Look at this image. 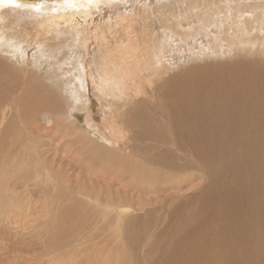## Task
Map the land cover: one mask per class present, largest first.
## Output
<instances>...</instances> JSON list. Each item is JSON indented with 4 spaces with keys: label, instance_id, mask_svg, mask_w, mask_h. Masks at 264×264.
Returning a JSON list of instances; mask_svg holds the SVG:
<instances>
[{
    "label": "bare ground",
    "instance_id": "obj_1",
    "mask_svg": "<svg viewBox=\"0 0 264 264\" xmlns=\"http://www.w3.org/2000/svg\"><path fill=\"white\" fill-rule=\"evenodd\" d=\"M220 58L229 59L223 61ZM192 62H198V64H193ZM46 64L48 69L50 68L54 74L56 85L45 82L44 76L28 73L26 69V66H32L40 70ZM183 67L188 69L186 74L189 71L196 72L198 75L202 74L201 78L196 77L198 81L194 85H189L190 82L189 84L185 83L183 79L184 84L180 81L183 85L180 84L181 86H179L177 84V88L170 91L166 96H164L166 92L157 89L154 82L142 80L138 76L139 74L149 77L153 71L155 73L162 71L165 79L177 81L178 77L175 78L171 74L170 69L177 68L179 70ZM210 72L213 73L209 74ZM214 72H221V76L227 77L225 80L227 83L222 84L220 82L222 79L217 77V83L211 86L209 76L216 75ZM171 75L172 77L170 78ZM211 79L213 80V78ZM241 80L261 88L249 91ZM200 84L211 91L203 92L199 86ZM22 87L26 90L23 95L24 98H21V100L19 96L15 98V92L18 90L22 91ZM178 87L179 91H177ZM58 89L65 93L64 98L58 93ZM189 91L200 94L193 95L192 93L190 95L186 93ZM162 99L165 100L162 101ZM5 104L7 109L12 104L14 107H19L20 110H27V114L24 113L25 115L23 116H27V119L33 116V112L37 114L40 110L50 109L54 113H64L66 107H68L69 113L66 119L69 121L73 118L82 126L79 125L80 129L76 128L78 130L77 137L80 136L79 138L82 140H87L82 145L89 147L90 145L88 144H91L90 148L92 151L97 150L99 147L112 145L115 151L122 152L117 161L118 163L113 164L114 166L112 165L111 173L114 169L116 172L122 171L121 174L127 173L129 176H133L137 187L128 189L129 184L126 186V184L124 185L126 182L121 181L123 184L121 187H116L115 192L110 186V190L102 189L103 194L105 193L104 200L102 198L103 195L99 193L92 192L87 197L90 201L94 199L103 207L108 208V214L103 213L104 217L113 216L123 220L124 216H127L133 209L145 210L147 204H149V202L145 201V198H141V189L146 188L144 190L147 191L153 188L160 192V194L156 195L158 199L151 200L154 203L161 200L168 201L167 199L170 198L174 199L176 193L174 191L176 189L178 191L181 190L182 181L176 184L168 180L167 174L165 176L161 174L162 169L177 170L181 168L185 170L194 168L197 164L196 162L199 161L194 160L192 151L188 155V157H191V160H189L185 158L187 155L182 153L183 149H179L186 135H191L186 139L192 143L191 145H196L195 135L187 134L185 130L181 132L180 129H174L172 136L166 139L162 134L148 126L146 120L140 116V109L144 106L149 108L161 106L162 110L165 113L168 112L170 116L174 115L169 108L184 106L187 110L184 107L182 109L185 111H178V109V115L187 111V114L195 120H206L214 124L216 130H222L220 132L222 137L227 133L240 135V124L253 120L255 127L250 131L252 138L248 142V146L254 148L255 145V149L251 152L254 159L249 165L253 167L257 159L260 162L262 161L260 159L264 154V151H262L264 148V145H262V141H264V0H0V107ZM25 106L27 107L25 108ZM166 108L167 111H165ZM83 111L86 112L85 116L81 114ZM2 112L4 113L5 109H2ZM18 112L20 113V111ZM78 115H81V117H78ZM19 116L21 117L22 114L17 117ZM131 118H134V120L131 121ZM2 120L5 119L3 118ZM65 122L63 117L59 120L58 125L63 132L59 133L58 131V136L61 133L67 136L72 132L74 126L71 123L73 121L71 123L69 121L71 124L69 127L68 125L64 126ZM6 123L9 124L10 122L7 121ZM14 128L16 129V127ZM28 128L26 126L27 131H31ZM130 128L137 130L138 134H129ZM1 130H3L2 127ZM4 130H7V127ZM16 131L18 134V130ZM5 132L7 133V131H4V134ZM96 132L101 133L102 136L94 135ZM64 134L61 137H66ZM93 136L98 138L95 140ZM199 136L202 140L207 139V136L203 133L199 134ZM131 137L135 138L138 149H148L147 151L150 154L143 155L147 159L142 161L137 169L136 167L133 169L127 168V163H131L135 159H129L130 155L133 154L129 141ZM11 142L13 145L15 144L13 141ZM168 149H179L181 156L183 154L182 163L177 161V157L174 158L171 155L163 156L162 152H166ZM96 152L94 153L98 158L107 156V151ZM33 156L32 158H34ZM32 161H30L31 164L33 163ZM242 164L245 165V158ZM43 165L45 164L43 163ZM43 165L40 166L43 167ZM106 165L108 167V163ZM153 168V172H150ZM242 169L243 167L240 170ZM33 170L28 173V175L30 174L28 178L31 179L29 181H33L32 176H35ZM252 173H240L244 177L238 181L236 180V184L231 187L233 191L231 188L227 191L232 197H237V194H239L237 201H242L239 189L248 188L245 193L252 196H247L249 200L245 202L246 208L242 205L241 217L244 218L245 216L256 222L257 219L264 218V171L259 170V166H256ZM28 175L22 173L19 176H22L25 180ZM249 177L252 181L249 180ZM256 177L259 182L255 180ZM44 179L46 181L47 178ZM44 179H39V182L42 183ZM64 180L66 179L64 178ZM10 181H12V178ZM61 181L63 182V180ZM61 181H58V183H61ZM48 182L46 181V183ZM35 183V186L39 185L37 181ZM52 183L54 182L52 181ZM12 187L15 188L16 186ZM50 187L49 189L51 190ZM163 187H165V190L162 189ZM38 190L37 188V193ZM52 191L47 190L46 193H52ZM61 191L64 190L61 189ZM46 193L44 194L47 195ZM177 194L180 196V193ZM12 197L11 199H13ZM19 201L22 202V200ZM242 222L248 221L243 220ZM239 223L241 225V222ZM234 224L235 222L232 227L233 231L240 230L242 233L248 232L253 227L252 224L251 228L244 229L243 226L238 227V224L236 226ZM192 225L195 227V224ZM125 229L127 231L126 227ZM50 230L51 234L52 229ZM56 230L58 231V229ZM184 232L191 234L187 229L182 233ZM198 232H193V234H199ZM52 233L54 234V232ZM182 233L177 241L182 240ZM250 233L248 236H250ZM49 237L48 234L47 238ZM55 237L52 240L57 239ZM197 237V235L194 237L191 235V239H196ZM252 237L254 238L253 234ZM49 240L51 242L50 238ZM60 241L61 239L59 243L57 241H52V243L59 245ZM192 242L189 241V248L191 253L195 252L194 255L196 257V253H199V251L197 252L198 248L195 249L193 243L195 244L196 242V245L199 244L200 246L198 247L201 248L206 245V242L196 240ZM257 243L262 245L263 241L257 239ZM239 245L242 246L241 244ZM178 246L181 249L183 244ZM193 253L190 254L191 257H193ZM231 253L233 254L232 251ZM206 258L207 256L203 260ZM106 260L112 262V253L106 254ZM176 264L192 263L189 259H185L183 262ZM204 264L209 263L204 262Z\"/></svg>",
    "mask_w": 264,
    "mask_h": 264
},
{
    "label": "rangeland",
    "instance_id": "obj_2",
    "mask_svg": "<svg viewBox=\"0 0 264 264\" xmlns=\"http://www.w3.org/2000/svg\"><path fill=\"white\" fill-rule=\"evenodd\" d=\"M220 59L226 61L229 58ZM192 63L198 64V62ZM184 68L185 67L182 69L180 68L179 70L177 68L170 69L171 74H173L175 78L178 77L179 81L165 79V75L162 73V71L159 73H155L153 71L149 77L139 74L138 76L142 80H148V82L151 81V83L154 82V85L157 89L166 92L164 95L166 96L170 91L177 88V84L179 86L183 85V79L185 80V83L189 84L190 82L189 85H194L196 81H198L196 80V77L201 78L202 74L198 75L196 72L189 71V73L186 74L188 69ZM26 69L28 73L35 74L36 76H44L45 82L56 85L54 74L50 68L48 69L47 64L42 66V69L40 70L32 66H26ZM211 73L213 72H210L209 74ZM214 73L216 75L209 76L211 81L210 84H212L211 86L217 83V77L222 79L220 81L222 84L227 83V81H225L227 77L221 76V72ZM156 74L157 79L155 78ZM171 77L172 75L170 78ZM211 78H213V80ZM180 81H182L183 84ZM242 82L249 91L258 90L261 88L256 85H250L244 81ZM199 86L203 92L211 91L204 85L200 84ZM21 90L22 91L18 90L15 92V98H18V96L20 97L19 99L24 98L23 95L26 89L22 87ZM177 91H179V87ZM58 93L61 94L62 98H64L65 93L63 91L58 89ZM186 93L190 95H192V93L193 95L200 94H195L194 91H189ZM164 100L165 99H162V101ZM12 104L8 107V109L6 104L0 107L1 127L3 130L5 127H7V130H4L7 131L5 134L0 127L2 132H0V145L2 146H0V264H85L86 262H88L86 264H176L178 262H183L185 259H189L192 264H204V262L209 264H264V218L257 219L256 222H253L254 220L248 219L245 216L244 218L241 217L242 205L246 208L245 202L249 200L247 199L248 197L252 196L251 194L245 193L248 188L239 189L241 192L242 201H237L239 194H237V197H232L229 191H227L229 188L233 187L234 184H236V180L238 181L240 178L244 177L241 176L240 173L253 174L252 171L256 168V166H259V170L264 171V154L260 159L262 160L261 162L259 159H257L255 160L256 162L254 163L253 167L249 165L254 159L251 152L255 149V145L254 148L252 146H248V142L251 141L252 138L250 131L255 127L253 120L240 124V135L237 136L234 133H227L224 137H222L220 133L222 130H216L214 124L206 120H195L187 114V111L178 115L177 110H183L182 107L184 106H180L181 109L178 108L179 106H173L172 108H169L174 116H170L168 112L165 113L161 106L158 108H149L147 106L142 108L140 107V116L146 120L148 126L162 134L166 139L172 136L174 129H180L181 132L185 130L187 134L195 135L194 140H196V145H191L192 143L186 139L191 135H184L185 138L183 139L179 149H183L182 153L187 155L185 158L189 160H191V157H188V155L192 151V154L195 158L194 160L199 161L196 162L197 164L194 168H188L185 170H182L181 168L177 170L162 169L161 174L163 176L167 174L166 176L170 178H167L168 180L173 181L176 184L182 181L181 183L183 186L181 190L178 191L176 189L174 191V193L176 192L174 199L170 198L167 199L168 201L161 200L160 202L154 203L151 200L158 199L156 195L160 194V192L153 188L148 189L149 191L144 190L146 188L141 189V198H145V201L149 202V204L146 206V209L138 210L135 208L132 210L133 212L131 211L127 216H124L122 220L121 218H116L113 216L104 217V214H108V208L103 207V205L99 204L94 199L90 201L87 197L89 193H99L100 195H103L102 198L104 200L105 193L103 194V190H110V186V188L115 192L116 187H121L123 184L121 181L126 182L124 183L126 186L128 184L130 185H128V189L130 187H137V183H134L135 178L133 176H129L125 172V174H121L122 171L119 170L120 172H116L114 169L111 173L112 165L118 163L117 161L119 160L122 152L115 151L112 145L108 147H99L97 150L93 151L90 148L91 144H88L90 145L89 147L82 145L87 142V140H82L79 138L80 136L77 137L78 130L76 128L80 129L81 125L73 118L69 120L70 123L73 121L71 124L75 127L72 128V132H70V134L67 136L64 133H61L58 136L60 132H63L58 125L59 120L62 117L64 118V122L67 120L66 117L69 113L68 107H66L64 113L60 112L61 114L59 112L54 113L50 109L40 110L37 114L36 112H33V116L27 119V116L23 117L25 114H27V110H20L19 107H14ZM26 107L27 106H25V108ZM2 109H5L4 113L2 112ZM185 110H187V108ZM18 111H20V113ZM165 111H167V108ZM41 112L43 113L40 114ZM85 113L86 112L83 111L81 114L85 116ZM19 114H22V118L20 116L17 117ZM78 117H81V115H78ZM3 118L5 120H2ZM7 118V121L10 123L12 122L11 125L10 123L5 124V122H7ZM133 120L134 118H131V121ZM69 121L67 120L64 123V126H71ZM26 126L29 127L28 130L30 129L31 131H27ZM14 127H16V129ZM16 130H18V134L16 133ZM58 131L59 133L57 134ZM130 133L137 135L138 131L130 128L129 134ZM201 133L205 134L208 140H202L200 137L201 135L199 136ZM63 134L66 137H61ZM94 135L102 136L101 133L97 132L94 133ZM96 136H93L95 140L98 138ZM15 138L16 140H14ZM11 141H13L15 144L13 145ZM129 141L133 152L129 159H135L133 162L127 163V168L133 169L136 167L137 169L138 165L147 159L143 155L150 154L147 151L148 149H138L137 142L134 137H131ZM262 145H264V141H262ZM178 150L168 149V151L162 152V155H171L174 158L177 157V161L182 163L183 154L181 156ZM96 151H107L106 154L109 158L107 156H103L104 158L96 157ZM262 151H264V148ZM23 155L26 156L24 157ZM32 156L34 158L36 157L37 159L32 158ZM244 158L245 165L242 164ZM8 159L10 161L9 163ZM30 161L33 163L31 164ZM40 161H42L45 165H43V163ZM107 163L108 167H106ZM39 164L43 165V167ZM103 164L105 167H103ZM23 167L24 169H22ZM31 167L35 170L37 169V172ZM241 167H243L242 170H240ZM27 168L31 169H28L29 172H32L33 170V173H35L36 177L31 175L34 182L29 181L31 179L28 178L30 177V174L28 175L29 172H27ZM56 169H58L57 171L59 173L56 171ZM153 170L154 168L151 169L150 172H153ZM22 173H26V175H28L25 180L22 178V176H19L20 174L22 175ZM96 174L98 175L96 176ZM16 175L18 176L16 177ZM11 178L12 181H10ZM34 178L39 185H34L36 184ZM44 178H47V182L52 180L54 183H52V181H50L51 183H46ZM64 178L66 180H64ZM39 179L44 180H42L41 183L39 182ZM61 180H63V182ZM249 180L252 181L250 177ZM255 180L259 182L257 177ZM58 181H61V183H58ZM12 186H16L17 188H13ZM49 187L51 190H53L52 193H50L51 190ZM37 188L40 190V193L39 190L37 193ZM46 188L50 192L46 193ZM59 188L64 191H61ZM223 188L227 189L223 190ZM162 189L165 190V187ZM25 190L27 191L26 193ZM170 190L172 191V189ZM17 193L18 195H16ZM177 193H180V196H178ZM3 196L6 198V200ZM11 197L13 199H11ZM47 197L49 200L46 199ZM19 200H22V202ZM103 200L102 202L104 203ZM18 202L21 203L19 204ZM26 208H29L27 209L28 211ZM243 220H246L250 223L242 222ZM234 222V226L241 222V225L239 223L238 227L243 226L244 229L248 227L251 228L252 224L253 227L246 233H242L240 230L233 231L232 227ZM191 223L195 224L196 228ZM125 227L127 228V231L126 229L124 230ZM48 228L49 230L52 229L54 234L51 232V235V230L49 231ZM89 228L91 231H89ZM56 229H58L59 232ZM186 229L189 230L191 234L185 232L182 233ZM196 231L199 234H195ZM109 232L110 234L112 233V235H110ZM193 232L195 233L193 234ZM181 233L182 240L177 241L178 238L181 237ZM249 233L251 237L253 234L254 238L248 236ZM48 234L50 236L49 238L51 239V242L49 238H47ZM191 235L193 237L197 235L198 237L196 239H191ZM74 236L76 237L74 238ZM54 237L57 239L52 240ZM60 239V244L64 248L59 246L60 244L56 245V243H52V241H57V243H59ZM257 239L262 240L263 244H256ZM195 240L206 242V245L204 246L205 248L203 246L201 248L198 247L200 245H196ZM189 241L195 242V244L193 242L192 243L195 246V249L198 248L197 252L199 251V253H196V257L194 255L195 252H192L193 257L190 255L192 253L189 248ZM181 242L183 246L180 244ZM178 245H181L182 248L179 249ZM53 246L54 248H52ZM48 248H50L52 251L48 250ZM202 248H204V250H202ZM231 251L233 254H230ZM109 252L112 253V262H108L106 260V254ZM200 252H202V255ZM206 256L207 258L203 260V258Z\"/></svg>",
    "mask_w": 264,
    "mask_h": 264
}]
</instances>
